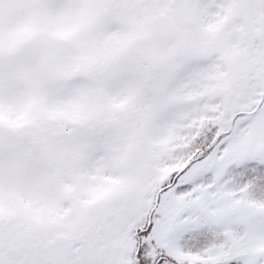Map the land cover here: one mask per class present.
I'll list each match as a JSON object with an SVG mask.
<instances>
[{"label":"snow or ice","instance_id":"1","mask_svg":"<svg viewBox=\"0 0 264 264\" xmlns=\"http://www.w3.org/2000/svg\"><path fill=\"white\" fill-rule=\"evenodd\" d=\"M0 264H264V0H0Z\"/></svg>","mask_w":264,"mask_h":264}]
</instances>
